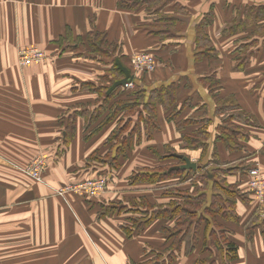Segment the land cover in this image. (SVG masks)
<instances>
[{
	"label": "crops",
	"instance_id": "1",
	"mask_svg": "<svg viewBox=\"0 0 264 264\" xmlns=\"http://www.w3.org/2000/svg\"><path fill=\"white\" fill-rule=\"evenodd\" d=\"M121 1L0 0V264H140L154 257L151 250L171 260L162 264H195L206 258L201 246L190 248L189 242L201 243L206 233L198 238L188 225V237L180 241L175 231L184 227L175 218L155 220L138 236H128L118 211L104 209V217L90 221L96 213L89 211L103 206L58 194L92 175L87 164L93 153L106 154L107 134L86 141L84 118L75 115L94 111L95 90L113 60L129 68L134 55L155 54L159 67L139 80L140 89L175 84L176 100L169 112L158 106L161 131L153 140H143L119 169L116 188L108 187L99 201L106 197L115 203L109 207L139 202L130 207L136 215L161 205L173 216L178 203H169L178 201L177 191L166 196L158 186L134 185L128 178L135 168L152 165L149 146L170 145L197 165L209 160L208 167L215 165L223 174L248 164L264 169V0H152L160 1L158 8L143 0L136 9L120 8ZM92 32L104 36L97 40L91 34L90 43ZM79 37L85 43L50 44ZM34 44L43 46L51 59L21 68L19 47ZM188 119L207 130L205 144L213 155L208 151L205 161L201 150L181 149L176 124ZM225 123L233 134L241 133L234 142L241 150L219 141ZM37 150L53 157L43 183L26 172ZM234 206L240 224L233 218L222 222L235 232L239 259L225 264H264V233L252 241L246 235L255 213L264 229L263 214L241 201ZM188 207L194 214L195 204Z\"/></svg>",
	"mask_w": 264,
	"mask_h": 264
},
{
	"label": "trees",
	"instance_id": "2",
	"mask_svg": "<svg viewBox=\"0 0 264 264\" xmlns=\"http://www.w3.org/2000/svg\"><path fill=\"white\" fill-rule=\"evenodd\" d=\"M125 1L127 0H122L119 3L120 8L136 9L138 6V4L129 6ZM91 34L97 40L102 39L104 36L99 32L88 33L90 43L92 41ZM77 39L81 41V44L85 43V39L81 37ZM112 64L113 68H111L110 72L108 70V75L106 74L104 77L106 79L101 78L106 86H104L100 79V86L95 90L99 97L97 98L94 111L89 112L88 110H84L80 114L75 115V117L81 116L84 118L86 141L91 140L95 136L107 134V142L104 145V153L106 154L102 155L105 158H110L111 162L108 163V159L94 158L92 157L93 153L88 159L87 164L88 168H93V173L87 178L106 177L108 185L116 183V180L120 176L119 169L122 168L123 163L132 159L136 148L143 144V140L151 141L161 131L158 106L163 107L164 110L169 112L171 105L176 100L175 84L162 85L151 90L140 89L139 80L153 73L136 75L134 90H123L120 87L111 94H107L111 86L120 80L118 75L124 78V74L118 68L115 60H113ZM129 69L134 74L131 61ZM180 114L181 111L177 112L176 116ZM173 122L175 123V120ZM112 124L114 125L113 129ZM176 126L181 134V149L201 150L203 152L201 162L203 159L205 161L206 154L208 151L211 152L212 149L209 148L208 144H205L207 141V130L202 126V122L191 121L189 119L181 120L177 122ZM239 136L241 137L240 132L237 135L233 134L231 130L227 129V124L225 123L218 138L219 141L226 143L228 149L241 150L240 146H236L234 143ZM233 143L234 147L232 146ZM175 150L170 145H164L162 149L149 146L147 151L155 158L152 165H145L142 168L137 167L133 170L134 172L131 176L128 177L134 185L158 186V189L162 188L165 193H168L166 196L170 195L173 191H177L176 196H178V201H171L169 203L172 207L178 203L173 216L166 214L165 209H161V205H158V210H155L153 206H149L147 207L148 211H140L145 215V220L143 221V225L138 224L137 231H140L142 227L152 224L155 220L169 221L168 219L175 218L176 225L184 227L183 231L179 230V227L175 231V235L181 234L180 241L188 237V225L190 233L193 231V234L195 233L198 238H200L202 232L206 233L205 238H207L201 243L198 239L189 241L190 248L201 246L203 253L207 254L206 258L198 259L195 264H225L238 260L240 246L234 242V238L232 237V235H235V232L233 233L226 226L227 224L224 225L222 221L229 222V219L233 218L232 222L240 224L241 218L238 215H234V205L238 201L245 203L249 207L259 209L260 206L247 188L248 174L253 167L248 164L250 166L247 165L244 168L246 171L241 166L233 167L228 171L223 170L227 173L223 174L218 172L219 167L215 165L208 167L209 160H206L205 163L198 164L196 171L173 170L169 172L172 167L184 164L182 159L174 157L176 153L181 154ZM98 154L100 153L98 152ZM211 154L213 155V152ZM97 163H101L104 167L98 169ZM157 163H160V165L156 166ZM166 165L169 166L165 169L162 168ZM237 176L239 177L238 180H236L237 178L234 180V177ZM203 181L204 184H202ZM206 191L209 192L207 201L205 198ZM174 202L176 203L174 204ZM191 203L195 204L194 214L192 213V209L188 207ZM202 207H204V210L201 211L200 208ZM118 212L120 213V211ZM189 217H194L197 220L196 224L192 221H187ZM259 221L260 218L255 213L246 224L248 241H252L257 233H264V229ZM193 224H195L194 228ZM124 232L128 236H132L133 234L129 229H124Z\"/></svg>",
	"mask_w": 264,
	"mask_h": 264
},
{
	"label": "rangeland",
	"instance_id": "3",
	"mask_svg": "<svg viewBox=\"0 0 264 264\" xmlns=\"http://www.w3.org/2000/svg\"><path fill=\"white\" fill-rule=\"evenodd\" d=\"M127 1H128L127 4L129 6H133L135 4L141 3L143 0H127ZM145 1L146 2H149L150 4H152V8H158L159 5H160V1H157V2L156 1H152V0L151 1L145 0ZM161 4H163V3L161 2ZM20 22H24V21L20 20ZM55 43H56V45L59 43L60 46H64V43H67V45H69L70 47H73L74 45H80L81 44V41H79L78 39H75V38H71V39H69V41H64L62 39L61 40L57 39L56 41L50 42V44H55ZM35 49H38V50H41L42 49L44 51V53L46 54V56H47L46 59L43 60V61H33L30 64H23L24 62H23L22 53L28 52V51H33ZM101 50H103V49H101ZM95 54L96 55H99V56L101 55V54H99L97 52H95ZM57 58H58V54L56 52H54L53 59H57ZM50 59H51V56H50L49 52L46 51V50H44V47L43 46H40V45H35V44L34 45H28V46H24V47H19V49H18V57H17V60H18V65L21 68H24L26 66H33V65H36V66L43 65L44 62H47ZM39 156H44L45 157V159H44L46 161V169L44 170V174H45L46 171H47V169H48V162H49V160L51 158L53 159V157L47 156V155H45L44 152H39V150H37V152L35 153L34 158L31 161V164H32V162L36 158H39ZM92 157H94V158H101V159H108V161H109L108 163L111 162L110 158H105V156H103L102 154H98V152L97 153H94L92 155ZM162 164L164 165V163H162ZM165 164H167V163H165ZM157 165H160V163H157L156 166ZM168 166L169 165H166V166H164L162 168L165 169ZM97 167H98V169H101L104 166L101 163H97ZM243 170L246 171V169H243ZM99 179H105L106 180L105 188H104V190L99 195H97V196H91V195L87 194L86 192H79V193H77L75 191H70L71 193H68L66 196H68V195L81 196V200L83 202H85V203L87 202L88 204H91V202H95V204H93V207H95V206H103L104 207L103 210L100 209V211H89V214L90 215L92 213L93 214L96 213V215H92L93 217L90 216V221H92V220L98 221V220H100L99 218L104 217L106 215V214H104V213H106L104 209H106L108 213H110L112 211H114V212L120 211L119 215L117 216V219H119L118 221L121 224H124V227H123L122 230L129 229L133 233L132 236H136L137 234L139 235L145 229V227H142L140 231H137L136 228H137L138 224H140V225H143L144 224L143 221L145 220V218H144L145 215L144 214H142V215H140V214L139 215H136V213L133 211V209H130V207H138V206H140V203L136 202L135 205H133V204L130 205V203L129 204L127 203V205L124 206V207H115V206H110L109 207L108 206V203H110V204H115V203L114 202H111L106 197L99 201V199L101 198V196L103 194H105V192H107L106 190H108V187L116 188V186H117L116 184L117 183H114V184L111 183V184L108 185V182H107V178L106 177H96V178L83 179V180H80V181H77V182H72V183H70L67 186L76 185V184H79V183H84V182H87V181H90V180H99ZM202 184H204V181H203ZM67 186H65V187H67ZM65 187H63V188H65ZM73 187H76V186H73ZM194 195H196V194H194ZM244 197L248 199V197L246 195H244ZM97 200L99 202H97ZM259 212H260V214H264V207H259ZM113 216H115V215H113ZM123 217H125V218H123ZM114 218L115 217H111V219H114ZM187 221H192L195 224L197 222V220L194 217L187 218ZM195 224H193V226ZM90 228H91V230H93L92 222H91V227ZM149 255L154 256V257H152L149 260H147L146 262H142L140 264H162V263H169L171 261V260H162L160 258V256H157L153 252V250H151L149 252Z\"/></svg>",
	"mask_w": 264,
	"mask_h": 264
},
{
	"label": "built area",
	"instance_id": "4",
	"mask_svg": "<svg viewBox=\"0 0 264 264\" xmlns=\"http://www.w3.org/2000/svg\"><path fill=\"white\" fill-rule=\"evenodd\" d=\"M23 64H30L33 61H43L46 59V54L43 50L35 49L22 53ZM159 67L158 60L154 54L149 52L139 53L133 56L132 69L134 76L142 73H154ZM135 88L134 81L124 86V89L131 90ZM44 156L36 158L32 164L29 165L26 172L27 174L38 182H44V170L46 169V161ZM249 179L247 188L254 196L260 207H264V171L262 168L256 166L249 171ZM106 180H90L76 185H70L65 188L59 189L58 194L65 197L70 191L86 192L91 196L99 195L105 188ZM76 186V187H73ZM264 216V214H263Z\"/></svg>",
	"mask_w": 264,
	"mask_h": 264
},
{
	"label": "water",
	"instance_id": "5",
	"mask_svg": "<svg viewBox=\"0 0 264 264\" xmlns=\"http://www.w3.org/2000/svg\"><path fill=\"white\" fill-rule=\"evenodd\" d=\"M116 63L118 65V68L122 71V73L124 74V78L116 81L111 88L108 90V94H111L113 91H115L116 89L120 88V87H124L126 86L128 83H132L134 81V75L132 74L131 70L124 66L121 62L120 59H116ZM174 157L178 158V159H182L184 161V164L181 166H175L172 167L169 172H172L173 170H185V171H196L198 168V165L196 163H194L191 158H189L188 156L185 155H181V154H174Z\"/></svg>",
	"mask_w": 264,
	"mask_h": 264
}]
</instances>
